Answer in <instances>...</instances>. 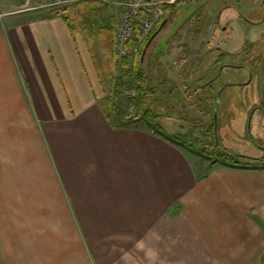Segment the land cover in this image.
Returning a JSON list of instances; mask_svg holds the SVG:
<instances>
[{
	"label": "crops",
	"instance_id": "crops-1",
	"mask_svg": "<svg viewBox=\"0 0 264 264\" xmlns=\"http://www.w3.org/2000/svg\"><path fill=\"white\" fill-rule=\"evenodd\" d=\"M124 1L64 5L72 26L46 0L0 3V264H254L264 166L210 167L123 114L105 74ZM147 48L133 73L152 72ZM207 57L195 86L214 76Z\"/></svg>",
	"mask_w": 264,
	"mask_h": 264
},
{
	"label": "rangeland",
	"instance_id": "rangeland-1",
	"mask_svg": "<svg viewBox=\"0 0 264 264\" xmlns=\"http://www.w3.org/2000/svg\"><path fill=\"white\" fill-rule=\"evenodd\" d=\"M1 2L2 5L13 4L16 7L19 0ZM57 6L62 8L64 5ZM2 8L0 6V10ZM165 20L167 24L162 28L164 21L161 23L159 34L153 37L148 46L146 61L142 65L147 71L152 68L148 74L150 81L163 93H158L157 98L144 99L150 103L145 107L162 114L163 123L170 133L183 136L192 132V135L199 136L202 131L195 128L212 122L214 111L207 101L216 99L219 88L224 87L219 93L220 102L216 108L217 142L223 150L245 156L240 158L242 162L239 165L254 168L264 166L261 161L264 159V102L260 100L257 90L259 76L264 84V0H179L174 6H169ZM218 45L226 52L224 56L223 50L213 48ZM205 49L214 50L210 55L206 53L203 56L201 53V57L195 56ZM139 52L140 47L137 53L127 57ZM204 57L208 58L207 62L215 60L211 71L220 76L214 86L215 94L203 89L196 97L193 84L199 75L197 70L204 68V64L203 67L200 64ZM121 60L118 56L113 69L107 62L105 76L116 72L114 74L118 78L123 74ZM198 61L201 62L198 64ZM227 64L246 66L236 68ZM209 76H204V80ZM167 80L176 88L175 91L168 89ZM129 86L123 91L124 96L117 97V102L125 116H135V105L129 107L132 102L127 96L134 94ZM262 88L260 95L264 97V86ZM200 95L205 100H200ZM199 137L204 144L205 140ZM195 150L201 153L200 149ZM201 163L208 165L210 161L201 157ZM254 264H264V255Z\"/></svg>",
	"mask_w": 264,
	"mask_h": 264
},
{
	"label": "trees",
	"instance_id": "trees-1",
	"mask_svg": "<svg viewBox=\"0 0 264 264\" xmlns=\"http://www.w3.org/2000/svg\"><path fill=\"white\" fill-rule=\"evenodd\" d=\"M87 3L88 2H85L83 4L86 5ZM74 6H77L78 12H80V7L82 8L84 5H81V3H78L77 5H74ZM168 7H166V10H168ZM66 11H68V8L62 7L58 13L67 22H69L70 26H72V24L75 25L74 23L70 22L71 21L70 19L72 18L70 16V12L67 13ZM166 16H167V14L164 15V17L158 22L157 26H155L153 28V30L151 31V33L145 38L144 43L140 47V53H139L140 57L142 56L143 52L145 51L149 40L152 37H154V34L160 28L161 23L163 21H165ZM83 22H87L86 17H83ZM96 22H97V19L94 16V18L92 19V21L90 23L96 24ZM108 43H110V42H108ZM112 50L115 53L112 52V54H110V56L107 57V62H108V64H110V69H113L114 66H116V62L113 63V60H115L116 58L118 59L117 53L115 51V39H114V46H113ZM140 57H138V63H137L139 66L141 64ZM131 59H132V56L125 57L121 60L123 62V64H121L122 65L121 72L123 74H121L118 78H116V75L114 74L116 72H113V74H112V80H113L112 92L114 93V95L116 94V96H119L122 93H124L123 91H125V88H127L130 85L134 91V94H131L130 96H127V97L132 102L131 106H132V104H134L136 107L137 114L135 116H138L140 118V120H142L148 127L152 128L155 131H158V132H161L162 134H164V133H166L165 130H167V129L165 127V124L163 123L162 114L157 113V112L155 113V111L151 107H145V106H149L150 103L144 101V99H146V98H148V100L151 99V97L157 98V94L158 93L162 94L163 92L160 90L161 89L160 87H154L152 85L148 73L146 71H143V69H141V70L139 69V71L137 73H133L134 70H132V68L135 65V62H133V60H131ZM130 64H132V66L128 70L127 67ZM199 81H201V83H207V79L204 80V78H199ZM168 82L169 81L167 80L168 89L172 88L170 90L175 91L176 88H174V86H171L170 83H168ZM193 85L195 86V83ZM167 87H165V88H167ZM194 91H195V89H194ZM210 91L214 92V89L211 88ZM102 105H103L105 111L107 112V114L109 116H111L112 114L115 113V111H113V109H112L113 101L111 99L105 100L102 103ZM130 119L133 121V119H135V118L131 117ZM138 120L139 119L134 120V121H138ZM123 121L126 122L127 119H124ZM169 138L178 139L193 149H195V148L200 149L201 153H203V154L200 153L203 156V158L210 161V163H209L210 167L216 165L217 163H226L229 165L238 166L242 162V161H240V158L245 157L243 155L232 154L230 152H227V150H223L217 142V136L216 135L213 136V133L211 134V138L209 140L204 141V144L202 142H197V139L195 138L194 135H192V132H189L188 134L183 135V136H180L179 134L174 133V135L169 136ZM197 143H200V146H197L198 145ZM248 163H250V162H248Z\"/></svg>",
	"mask_w": 264,
	"mask_h": 264
},
{
	"label": "built area",
	"instance_id": "built-area-1",
	"mask_svg": "<svg viewBox=\"0 0 264 264\" xmlns=\"http://www.w3.org/2000/svg\"><path fill=\"white\" fill-rule=\"evenodd\" d=\"M79 0H48V6L67 5ZM177 0H125L119 14L115 48L120 59L138 52V44H130L133 37L143 41L164 17L166 7Z\"/></svg>",
	"mask_w": 264,
	"mask_h": 264
},
{
	"label": "flooded vegetation",
	"instance_id": "flooded-vegetation-1",
	"mask_svg": "<svg viewBox=\"0 0 264 264\" xmlns=\"http://www.w3.org/2000/svg\"><path fill=\"white\" fill-rule=\"evenodd\" d=\"M232 55H235V54H232ZM255 56L256 55H254L253 57H255ZM227 66L239 68V67H244L246 65L237 64V65L234 66V65H230V64L228 65L227 64ZM259 72H260L259 74L262 73L261 70ZM219 76L215 74L214 76L210 77L207 80V83H200L199 85L195 86V94H196V97L199 96V91L200 90L207 89L208 91H210L211 88L212 89H215L214 86L217 83V80H218V77ZM223 90H224V87L219 88L218 94H217V98L216 99L215 98H212V99H210V100L207 101L208 103L212 104L213 111H214L213 117L211 119L212 122L210 121L207 125L197 126L195 128V130L202 131V135L200 134L199 136H202V138L205 141H207V140H209L211 138V134L212 133H213V136H215V134H216V131H215V129H216L215 128V125H216V108H217V105H219V102H220L219 93L222 92ZM214 94H215V92H214ZM200 98H201L200 100H202V101L205 100V98L203 96H201V95H200ZM262 108H263V106H262ZM263 112H264V108H263ZM199 136H196L195 135V138L197 139V142H201V138ZM197 144H198L197 146H200V143H197ZM261 161H262V164H264V159H262Z\"/></svg>",
	"mask_w": 264,
	"mask_h": 264
},
{
	"label": "water",
	"instance_id": "water-1",
	"mask_svg": "<svg viewBox=\"0 0 264 264\" xmlns=\"http://www.w3.org/2000/svg\"><path fill=\"white\" fill-rule=\"evenodd\" d=\"M165 24V21L163 23V25ZM160 31V29L154 34V37L158 34V32ZM153 37L149 40L148 44H147V47L150 45L151 41H152ZM146 51V49H145Z\"/></svg>",
	"mask_w": 264,
	"mask_h": 264
}]
</instances>
